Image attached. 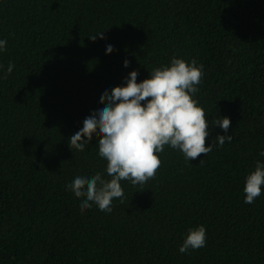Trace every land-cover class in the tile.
I'll return each instance as SVG.
<instances>
[{
    "label": "trees",
    "instance_id": "1",
    "mask_svg": "<svg viewBox=\"0 0 264 264\" xmlns=\"http://www.w3.org/2000/svg\"><path fill=\"white\" fill-rule=\"evenodd\" d=\"M0 39V65H14L0 79V264H264V186L251 204L243 192L264 161V0H0ZM173 56L203 65L194 98L206 119L229 117L231 142L215 146L211 125L206 155L165 145L154 177L120 182L111 212L81 210L65 184L107 179L106 161L99 133L82 152L68 138L104 85ZM200 224L204 247L179 253Z\"/></svg>",
    "mask_w": 264,
    "mask_h": 264
},
{
    "label": "clouds",
    "instance_id": "2",
    "mask_svg": "<svg viewBox=\"0 0 264 264\" xmlns=\"http://www.w3.org/2000/svg\"><path fill=\"white\" fill-rule=\"evenodd\" d=\"M104 39L99 32L89 36ZM6 40L0 39V52L5 51ZM112 44L105 45V54L111 52ZM129 61L123 60L127 67ZM14 65L9 62L5 69L0 65V79H6ZM204 74L202 64L195 58L185 60L171 57L167 65L153 68L149 75L137 81L138 71L130 70L123 83L104 85L99 93L98 104L82 121V127L68 138L69 148L83 151L93 133H99L95 141L97 156L106 161L104 173L97 171L76 175L65 184V190L78 199L81 210L95 205L99 210L111 212L114 199L124 198L121 181L143 185L154 177L161 160L158 154L167 145L179 150L186 161L212 151L213 143L205 145L211 125H218L224 134L217 133L215 146L231 142L228 134L230 119H206L205 110L194 98L199 91ZM264 157V149L259 151ZM264 186V161L256 160L254 169L244 179V203L251 204L260 196ZM206 228L200 224L190 227L178 247L181 254L204 247Z\"/></svg>",
    "mask_w": 264,
    "mask_h": 264
}]
</instances>
